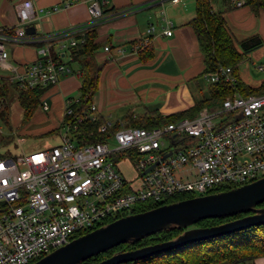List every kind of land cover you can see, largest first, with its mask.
Returning <instances> with one entry per match:
<instances>
[{
  "label": "built area",
  "instance_id": "built-area-1",
  "mask_svg": "<svg viewBox=\"0 0 264 264\" xmlns=\"http://www.w3.org/2000/svg\"><path fill=\"white\" fill-rule=\"evenodd\" d=\"M232 3L242 7L246 0ZM56 10L54 6L51 11ZM16 13V25L0 27V69L9 68L7 45L41 44L33 61L12 66L11 73H0V78L17 83L19 88L46 90L72 70L67 62L51 54L50 43L67 38L74 46L77 35L110 16L103 14L99 0H92L89 22L36 35L26 32L35 19L32 0L20 2ZM163 20V34L171 35L172 22ZM153 30L149 25L147 33ZM147 43L148 37L135 49ZM203 79L231 84L235 80L230 67L203 74ZM43 95L39 96L38 107L48 111L49 103ZM76 101L67 98L64 102L67 119H63L57 143L16 156L0 153V264H31L77 234L130 214L143 202H162L182 193L208 194L222 185L239 186L264 176V93H234L218 107H204L192 118L160 126H129L120 121L105 140L84 144L73 132L83 119H97L96 108L90 104L87 111L69 118ZM222 115L228 116L226 122L215 121ZM113 125L105 120L98 131L106 133ZM17 141L23 142V137H17ZM122 152V160L134 171L132 179L126 178L119 167L117 156Z\"/></svg>",
  "mask_w": 264,
  "mask_h": 264
},
{
  "label": "crops",
  "instance_id": "crops-1",
  "mask_svg": "<svg viewBox=\"0 0 264 264\" xmlns=\"http://www.w3.org/2000/svg\"><path fill=\"white\" fill-rule=\"evenodd\" d=\"M22 1L0 0V27L17 24L16 10ZM32 2L35 7L32 26L36 35L62 32L91 20L92 0H32ZM99 2L104 15L110 16L94 26L95 42L98 45L95 58L101 64V69L98 86L90 102L95 106L97 116L112 120L116 112L126 109L122 117L113 121H122L127 125L131 118H143L154 110H158L162 115L184 111L196 100L208 95L207 93L206 96H201L203 88L207 92L209 83L203 79V56L196 35L188 24L195 15L196 0H178L175 3L169 0L163 3L158 0H99ZM212 3L215 11L224 12L227 26L232 33L255 32L264 36L263 11L255 14L247 6L235 7L233 3H223L222 0H212ZM54 6H57V10L51 11ZM127 8L132 9L123 14L111 15ZM163 18L173 24L171 35L162 32ZM149 25L154 27L151 34L147 33ZM146 37L150 54L142 58L145 54L140 50L141 47L135 49V46ZM68 41L66 38L51 42V54L59 56L64 62H69ZM38 46L39 43L7 45L9 68L0 69V73L9 75L12 66L19 67L23 63L33 61L37 56ZM105 46L108 50H104ZM243 60L238 64L235 74L246 84L244 76L240 73ZM69 65L71 72L62 75L59 82L48 88L43 95L47 98L49 110L41 111L46 113L45 119L49 120V123L45 129L50 131H60L64 119L65 100L67 98L77 100L80 96L79 65L77 63ZM263 81L264 79L256 86L246 85L258 87ZM251 264H264V257L255 259Z\"/></svg>",
  "mask_w": 264,
  "mask_h": 264
},
{
  "label": "trees",
  "instance_id": "trees-1",
  "mask_svg": "<svg viewBox=\"0 0 264 264\" xmlns=\"http://www.w3.org/2000/svg\"><path fill=\"white\" fill-rule=\"evenodd\" d=\"M222 2L230 4L232 3V0H222ZM245 6L249 7L255 14L260 11L264 12V0H246ZM223 13V11H215L213 9L212 0H196L195 15L188 24L192 27L196 35L203 56L204 68L202 74L215 72L220 67H230L231 73L235 78L234 83L231 84L224 81L209 83L207 86L208 95L202 97L200 100H196L190 108L170 115H162L158 110H154L143 118H131L127 125L146 128L160 126L178 119L192 118L204 107H218L226 97L231 96L234 93H240L243 95L264 93V81L258 87H250L239 80L235 74L238 64L245 58L246 53L262 45V38L258 33H255L237 42L233 33L227 26ZM94 26L86 29L83 34L77 35L79 39L78 42L74 46L69 47L70 60L67 63H77L79 65V74L81 76V86L79 88L80 96L77 101L71 105L74 114L69 118L88 110L91 104V97L98 86L101 64H99L95 58L98 45L95 42L96 32ZM148 44L149 43L142 46L140 49L143 54H145L142 55V58H146L148 54H150L147 49L149 46ZM13 91L16 93L17 102L23 110V121L27 122L40 104L39 96L44 94L46 89H23L19 88L17 83L0 78L1 125H10L7 99ZM64 119H67V117H64ZM104 121L105 119L99 116H97L95 121H90L85 118L77 125L73 135L76 137L77 141L82 144L103 141L119 126V123L116 122L108 132L101 133L98 131V127ZM50 132L57 131L51 130ZM9 137L10 136H0V141L8 142ZM123 158H125V152L118 154L117 160ZM233 187L236 186L222 185L217 189L212 190L210 193L228 190ZM191 197H194L191 193H182L170 196L162 202H143L134 207L130 213L149 210L161 204L171 203ZM258 207H264V202L259 204ZM245 214L246 213L227 217L206 218L200 220L193 226H214L242 217ZM114 219H111L108 222ZM183 230L184 229L182 228L167 229L146 236L137 242L120 244L105 252L99 253L96 256L86 259L80 264H94L118 251L133 250L150 244L166 241L178 236ZM86 232H81L77 234L76 237ZM259 257H264V223L217 237L188 243L161 252L160 254L121 264H251Z\"/></svg>",
  "mask_w": 264,
  "mask_h": 264
},
{
  "label": "water",
  "instance_id": "water-1",
  "mask_svg": "<svg viewBox=\"0 0 264 264\" xmlns=\"http://www.w3.org/2000/svg\"><path fill=\"white\" fill-rule=\"evenodd\" d=\"M26 32L34 34L35 28L28 26ZM263 202L264 176L228 190L197 195L120 216L73 238L31 264H80L120 244L137 242L167 229H184L172 239L133 250L118 251L94 264H121L139 260L188 243L261 225L264 223V207L258 205ZM241 213L246 214L218 225L193 226L206 218L227 217Z\"/></svg>",
  "mask_w": 264,
  "mask_h": 264
},
{
  "label": "rangeland",
  "instance_id": "rangeland-1",
  "mask_svg": "<svg viewBox=\"0 0 264 264\" xmlns=\"http://www.w3.org/2000/svg\"><path fill=\"white\" fill-rule=\"evenodd\" d=\"M254 33L255 32H248L244 34V32H238V34H236L233 32L237 42ZM260 37L263 40L262 45L246 53L245 59L242 62L243 65L240 67V73L244 76V82L252 86L258 85V83L264 79V36L260 35ZM66 59L67 58H65V60ZM202 92L203 95L201 96L207 95L205 88L202 89ZM7 102L10 112V125L7 126L5 124H0V136L10 137L8 142L2 140L0 141V153L3 154V152L6 151L8 154L16 156L20 153H30L38 150H44L58 142L59 132H50V130L45 129V126L49 123V120L45 119L44 114L46 113L41 111L40 108L35 111V114L27 122H24L22 109L17 102V96L14 91L10 93ZM125 111L126 109L116 112L110 121L115 124L116 121L113 120L122 117ZM227 120L228 116L226 115L219 116L217 119H215V121H220L222 123L226 122ZM17 137H23L24 141L18 142ZM109 144L110 146H113L114 141L110 140ZM119 162V167L122 170L124 176L128 179H132L134 177V173L130 167V164L126 160L122 159Z\"/></svg>",
  "mask_w": 264,
  "mask_h": 264
}]
</instances>
